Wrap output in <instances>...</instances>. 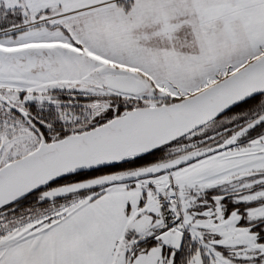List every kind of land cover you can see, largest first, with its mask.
<instances>
[{"label":"snow or ice","instance_id":"obj_1","mask_svg":"<svg viewBox=\"0 0 264 264\" xmlns=\"http://www.w3.org/2000/svg\"><path fill=\"white\" fill-rule=\"evenodd\" d=\"M0 264H264V0H0Z\"/></svg>","mask_w":264,"mask_h":264}]
</instances>
